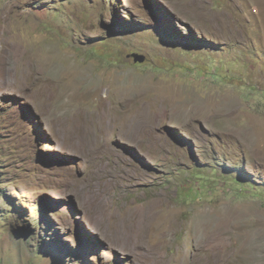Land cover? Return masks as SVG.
<instances>
[{
  "label": "rangeland",
  "instance_id": "1",
  "mask_svg": "<svg viewBox=\"0 0 264 264\" xmlns=\"http://www.w3.org/2000/svg\"><path fill=\"white\" fill-rule=\"evenodd\" d=\"M0 264H264V0H0Z\"/></svg>",
  "mask_w": 264,
  "mask_h": 264
},
{
  "label": "bare ground",
  "instance_id": "2",
  "mask_svg": "<svg viewBox=\"0 0 264 264\" xmlns=\"http://www.w3.org/2000/svg\"><path fill=\"white\" fill-rule=\"evenodd\" d=\"M173 102V100H172ZM193 102V101H192ZM182 103V101H181ZM186 102H184L185 104ZM175 104V102H174ZM183 104V103H182ZM174 106V105H173ZM178 106V104H177ZM182 106V105H181ZM172 107V106H171ZM178 108V107H177ZM185 108V107H184ZM183 108V109H184ZM162 108H160V113H163V111H161ZM179 109V108H178ZM177 109V110H178ZM141 110V109H140ZM185 110V109H184ZM193 110V109H192ZM157 111V110H156ZM197 111V109H196ZM110 112V111H109ZM108 112V114H109ZM140 113H136V114H129V116H126V124L124 125V137L129 140H131V138L133 137V140H136V142L138 141H142L146 138H148L149 136L152 135V133L150 132V130L147 129V125L148 123H151L152 120L154 121H158V111L155 114H151L150 112H143L142 110L139 111ZM185 112V111H184ZM194 113V112H193ZM107 116V114L105 115ZM102 117V116H101ZM117 121L119 120V117H117ZM106 119V117H105ZM108 119V118H107ZM123 118L121 117L119 121H121ZM104 120V119H103ZM118 121V122H119ZM110 124L113 123V121L109 118ZM122 122V121H121ZM116 123V122H115ZM117 124V123H116ZM122 124V123H121ZM124 124V123H123ZM105 125V124H104ZM109 126V125H108ZM106 126V127H108ZM80 127V126H79ZM112 127V126H111ZM109 127V130H113L112 128H114V126L111 128ZM114 132V130H113ZM108 134H112V133H108ZM129 136L131 138H129ZM147 141V140H146ZM149 143V142H148ZM145 219V218H144ZM145 221V220H144ZM141 223V222H140ZM135 231L138 229H134ZM140 230V228H139ZM134 234V232H133ZM138 234V233H136ZM140 235V234H139ZM137 238L139 239V237L137 236Z\"/></svg>",
  "mask_w": 264,
  "mask_h": 264
},
{
  "label": "water",
  "instance_id": "3",
  "mask_svg": "<svg viewBox=\"0 0 264 264\" xmlns=\"http://www.w3.org/2000/svg\"><path fill=\"white\" fill-rule=\"evenodd\" d=\"M135 62L143 63L145 61L143 56H134Z\"/></svg>",
  "mask_w": 264,
  "mask_h": 264
}]
</instances>
